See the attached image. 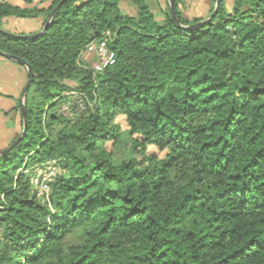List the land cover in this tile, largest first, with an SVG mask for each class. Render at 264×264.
Returning <instances> with one entry per match:
<instances>
[{
  "label": "trees",
  "instance_id": "trees-1",
  "mask_svg": "<svg viewBox=\"0 0 264 264\" xmlns=\"http://www.w3.org/2000/svg\"><path fill=\"white\" fill-rule=\"evenodd\" d=\"M46 1L0 0V22L47 24L0 31L33 71L24 137L0 155V264H264V0H220L191 29L204 19L178 0V24L168 1L161 19L148 0ZM102 38L115 62L99 71L82 56ZM71 92L85 109L68 117ZM123 136L116 156L104 144ZM50 160L40 199L30 176Z\"/></svg>",
  "mask_w": 264,
  "mask_h": 264
},
{
  "label": "rangeland",
  "instance_id": "rangeland-1",
  "mask_svg": "<svg viewBox=\"0 0 264 264\" xmlns=\"http://www.w3.org/2000/svg\"><path fill=\"white\" fill-rule=\"evenodd\" d=\"M14 1H19V0H14ZM28 1V0H24ZM35 3L31 5H36V6H48L50 4V1H45V0H34ZM167 0H148V4L152 10V12L155 15L156 19H161L162 18V11L163 9L167 6ZM179 2V8L181 9L182 15L187 18V19H192V18H202L205 19L210 15L211 8L215 6V1L216 0H178ZM233 0H224V6L226 9H229L231 6ZM30 3V2H28ZM121 8L123 12L129 13V14H134L135 13V6L133 5L131 0H121ZM214 8V7H213ZM18 18V17H16ZM37 20H23L21 23H15L12 21V19H5V21L0 22V29L5 30L10 33L14 34H27L28 30L30 27L37 25ZM34 24V25H33ZM83 60L88 62L89 65H94L97 62V57L94 54L87 53L84 51ZM10 66L1 68V81H0V93H3L5 96V99L3 97L2 101H0V112L2 109L8 110L6 107H11L12 104H17V102L20 100L21 93L23 91V88L27 82H25L24 86H22L20 92L18 93L17 90L14 88V80L15 77L18 76V72L15 71L16 68L18 70H22L23 66L21 64L15 63L13 61H8ZM1 67V66H0ZM21 68V69H20ZM14 108V107H13ZM4 110V111H5ZM15 111L16 118L15 120L11 119L10 115L8 117L6 116L8 113H5V126H10L13 134L11 139L3 146L2 149H4L12 140H14L21 132L22 126H21V116L19 113V110L17 108L13 109ZM13 112V111H12ZM13 118V117H12ZM116 121L119 122L121 125L122 129L127 128V124L125 122V119L122 115H118L116 117ZM105 147L108 150H112L116 156H121L125 153V150H127L128 147V138L126 136H123L119 142L116 144H112L111 142H106ZM0 149V151L2 150ZM147 151L154 153L158 157H162L165 153V151H160L153 145H148L147 146ZM35 171L31 173V176L34 174ZM45 173H49V170H43ZM30 179L32 181L33 178ZM45 188L44 186H41L39 188H34L32 187V191L36 193L37 197L40 199L45 198L47 196V193L44 191Z\"/></svg>",
  "mask_w": 264,
  "mask_h": 264
},
{
  "label": "built area",
  "instance_id": "built-area-1",
  "mask_svg": "<svg viewBox=\"0 0 264 264\" xmlns=\"http://www.w3.org/2000/svg\"><path fill=\"white\" fill-rule=\"evenodd\" d=\"M86 52L96 55L97 62L93 65L96 70L101 71L103 68L112 65L115 62V53L107 46V40L102 38L97 42H90L86 47ZM70 99L62 105V111L68 117L75 112H83L85 105L81 98L82 95L71 92ZM74 108V109H72ZM49 170V173L43 172V170ZM34 174L31 176L30 183L32 187L39 188L44 186L45 192L48 193V182L60 171L59 166L55 160L46 161L38 164L34 169Z\"/></svg>",
  "mask_w": 264,
  "mask_h": 264
},
{
  "label": "water",
  "instance_id": "water-1",
  "mask_svg": "<svg viewBox=\"0 0 264 264\" xmlns=\"http://www.w3.org/2000/svg\"><path fill=\"white\" fill-rule=\"evenodd\" d=\"M64 1V0H63ZM168 1V4H169V11H170V14H171V18L173 19V21L178 24V20L176 18V14H175V10H174V0H167ZM219 3H220V0H216L215 1V6H214V10L212 12V14L204 19V20H201L195 24H192V25H189V26H183L184 28H187V29H191V28H196V27H199V26H202L204 25L205 23L208 22V20L214 15V13L218 10V6H219ZM59 5V4H58ZM57 5V6H58ZM56 6V7H57ZM55 8L52 10L51 12V15L53 14ZM49 21V20H48ZM47 21V22H48ZM47 24H44L43 27L41 28V30L37 31V32H32V33H27V34H14V33H10V32H7L5 30H2L0 29V31L8 36H12V37H26V38H32V37H35V36H40L46 29V26ZM0 55L9 59V60H12L14 62H17L18 64H21L23 65L25 68H26V71H27V82L23 88V91H22V95L20 97V103H21V107H20V115H21V119H22V130L20 132V134L14 139L12 140L4 149H2L0 151V155L9 151L12 147H14L19 141L22 140V138L24 137V134H25V130H26V107H25V95L27 93V90L29 88V86L31 85L32 83V80H33V71H32V68L31 66L22 58L16 56V55H13V54H10V53H6V52H2L0 51Z\"/></svg>",
  "mask_w": 264,
  "mask_h": 264
},
{
  "label": "crops",
  "instance_id": "crops-1",
  "mask_svg": "<svg viewBox=\"0 0 264 264\" xmlns=\"http://www.w3.org/2000/svg\"><path fill=\"white\" fill-rule=\"evenodd\" d=\"M7 1L12 3V4H17V5H20V6H33V5H31V3L32 4L35 3L34 0H28L27 2L24 1V0H19L18 2L14 1V0H7ZM28 2H30V3H28ZM7 18L12 19V21H14L15 23H21V22H23V20L27 21V20L36 19L38 21L37 25L33 24L34 26L30 27V29L28 30V33L39 31L41 29V27H42V19L40 17H37V18L6 17V18L3 19V21H5V19H7ZM8 61H12V60H9V59H7V58H5V57L0 55V66H1L0 67V78H1V72H2L1 68H5V67L10 66ZM15 63H17V62H15ZM15 71L18 72L17 73L18 76L15 77L13 86L17 90V92L19 93L21 88H22V86H24V84H25V82L27 80V71H26V68L24 66H23L22 70H18V68H16ZM0 81H1V79H0ZM21 95H22V93H21ZM3 97L5 99L4 94L0 93V101H2ZM14 106H15V104H12L11 107H6L8 110L2 109L1 112H0V149H2L3 146L9 141V139H11L12 134H13V131H12L11 127L10 126H5V120H6L5 113H8L6 115L7 117H8V115H10L11 119L15 120L17 114L12 109ZM2 112H5V113L2 114Z\"/></svg>",
  "mask_w": 264,
  "mask_h": 264
}]
</instances>
